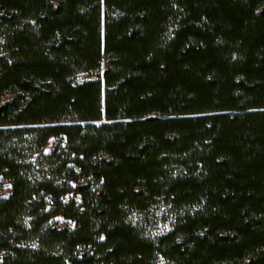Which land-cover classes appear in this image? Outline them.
Segmentation results:
<instances>
[{"label": "trees", "instance_id": "1", "mask_svg": "<svg viewBox=\"0 0 264 264\" xmlns=\"http://www.w3.org/2000/svg\"><path fill=\"white\" fill-rule=\"evenodd\" d=\"M0 264H264V0H0Z\"/></svg>", "mask_w": 264, "mask_h": 264}, {"label": "rangeland", "instance_id": "2", "mask_svg": "<svg viewBox=\"0 0 264 264\" xmlns=\"http://www.w3.org/2000/svg\"><path fill=\"white\" fill-rule=\"evenodd\" d=\"M52 145H53V140H50V142L48 143V145H47V147H46V152H48V151H50V149L52 148ZM5 188V190L3 191V195L4 196H7L8 194H9V192H10V188L8 187V186H5L4 187ZM59 224H61V225H65V224H67V225H69V226H72V224L70 223V222H65L64 220H62V219H59Z\"/></svg>", "mask_w": 264, "mask_h": 264}, {"label": "snow or ice", "instance_id": "3", "mask_svg": "<svg viewBox=\"0 0 264 264\" xmlns=\"http://www.w3.org/2000/svg\"><path fill=\"white\" fill-rule=\"evenodd\" d=\"M102 239H103V237H102Z\"/></svg>", "mask_w": 264, "mask_h": 264}]
</instances>
